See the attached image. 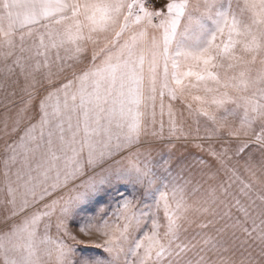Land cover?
Segmentation results:
<instances>
[{
    "label": "snow or ice",
    "instance_id": "6c2138e0",
    "mask_svg": "<svg viewBox=\"0 0 264 264\" xmlns=\"http://www.w3.org/2000/svg\"><path fill=\"white\" fill-rule=\"evenodd\" d=\"M0 74V264H264V0H0Z\"/></svg>",
    "mask_w": 264,
    "mask_h": 264
},
{
    "label": "rangeland",
    "instance_id": "374dc122",
    "mask_svg": "<svg viewBox=\"0 0 264 264\" xmlns=\"http://www.w3.org/2000/svg\"><path fill=\"white\" fill-rule=\"evenodd\" d=\"M0 77H2V74H0ZM19 83H20L21 86H23V84H24V80H23L22 77L20 78ZM21 95H22V94L20 93L19 89H17V95H16V97H15V101H16V104H17V105H19V103H20V97H21ZM174 103L176 104V109H177V111H181V110L183 109V105H182L179 101H176V102H174ZM14 110H15V109L13 108V111H14ZM3 112H4L3 108H0V119L3 118ZM165 119H167V117H165ZM193 127H194V126H193ZM189 153L191 154V155L188 156V159H189L190 162L192 161L193 156L201 155V153H199L198 150L193 149L190 145L187 147V151H186L185 153H181V154H185V155H187V154H189ZM220 178H221V179L224 178V177H223V173H220ZM237 258H239V257H237Z\"/></svg>",
    "mask_w": 264,
    "mask_h": 264
}]
</instances>
